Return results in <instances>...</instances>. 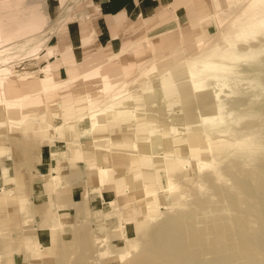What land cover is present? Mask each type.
Listing matches in <instances>:
<instances>
[{"label": "rangeland", "instance_id": "obj_1", "mask_svg": "<svg viewBox=\"0 0 264 264\" xmlns=\"http://www.w3.org/2000/svg\"><path fill=\"white\" fill-rule=\"evenodd\" d=\"M212 1L99 32L94 0H0V264H264V0L224 32L247 0ZM230 46L209 87L173 85ZM212 116L246 140L206 144Z\"/></svg>", "mask_w": 264, "mask_h": 264}, {"label": "bare ground", "instance_id": "obj_2", "mask_svg": "<svg viewBox=\"0 0 264 264\" xmlns=\"http://www.w3.org/2000/svg\"><path fill=\"white\" fill-rule=\"evenodd\" d=\"M210 1H212V0H210ZM242 1V0H241ZM263 0H247V2L246 1H242L244 4H245V2H246V4L240 9V7H239V11H238V9L236 10V11H238L237 13H235L234 15H232V17L231 18H229L228 20V24H227V26H225V27H223L221 30H222V32H224V31H226V30H229V28H231L232 26H234V25H236V24H240L243 20H245V18H246V15H247V13H248V11L251 9V8H253V7H255L256 5H258V4H260L261 2H262ZM212 3H213V1L210 3L211 5H212ZM241 4V3H240ZM237 8V7H236ZM213 9V8H212ZM234 10V9H233ZM235 11V10H234ZM228 16H230V15H228ZM226 18H228V17H226ZM252 24H254V23H249V24H247V25H245V24H243L244 25V27H247V26H250V25H252ZM224 26V25H223ZM204 38V37H203ZM218 39L219 38H214L213 39V42L212 43H208L209 45L210 44H214V43H216V42H218ZM206 40V39H205ZM224 41H228V43L229 42H231V45L233 44V45H235V43H237L238 42V39H235V38H233V35H230V37L229 38H225L224 39ZM203 42V41H202ZM245 50H234V49H232V46H230V47H227V48H225V49H221V48H215L213 51H211V52H208V53H206L204 56H202V57H200L199 55V57L200 58H198V59H194V60H192V58H191V61H186L185 63H183V68H184V76L182 77V80H180L181 78H177V76L176 75H173L174 76V79H176V81H174L173 80V85L177 88V86L179 85H183V87H185V86H187V88L189 89V92L191 93V92H193V91H196V90H199V89H204V87L206 86V82H205V80H207L208 78H211V77H217V76H219L218 74H221L224 70H230L232 67H233V65H232V58L229 56V55H232V57L233 58H235V59H238V58H241L242 56H244V52ZM174 53H176V52H174ZM173 54V53H172ZM197 57V56H196ZM153 64V63H152ZM151 64V65H152ZM104 65V64H103ZM150 65V66H151ZM149 66V67H150ZM99 67V66H98ZM98 67H96V69L98 68ZM95 70V69H94ZM98 70V69H97ZM96 70V71H97ZM142 70V69H141ZM90 71H93L92 69H90ZM90 71H88L87 73H89ZM216 71H219V72H216ZM98 72V71H97ZM92 73V72H91ZM149 73V72H148ZM146 74V73H145ZM83 76H84V73L82 74ZM81 75V76H82ZM95 74H93L92 73V76H94ZM138 75V74H137ZM82 76V77H83ZM91 76V77H92ZM105 76V75H104ZM104 76H102V77H104ZM144 76V75H143ZM176 76V77H175ZM80 77V76H79ZM90 77V76H89ZM139 77V76H138ZM83 78H87V76H85V77H83ZM101 78V77H100ZM104 78H106V77H104ZM101 79H103V78H101ZM74 80V79H73ZM103 80H105V79H103ZM106 82H101V87H102V90L103 91H105L106 89H108L109 88V83H107V80H105ZM217 83H218V81H216ZM219 82H221V81H219ZM213 83V82H212ZM103 84V85H102ZM126 83H124V86H127V85H125ZM162 85H163V87H165L166 85L164 84V82H162L161 83ZM216 84V83H215ZM63 85V84H62ZM65 85V84H64ZM168 85H170V84H168ZM53 86V85H52ZM56 86V85H55ZM57 86H59V85H57ZM61 86V85H60ZM50 87V86H49ZM54 87V86H53ZM207 87H209V86H206V88ZM48 88V87H47ZM118 88V87H117ZM44 89H46V87L45 88H43V90ZM50 89H52V88H50ZM188 89H185V90H188ZM116 90V89H115ZM121 91V90H120ZM109 93V92H108ZM103 94V93H102ZM117 94H118V92L116 93V94H114V95H116V96H113V98H116L117 97ZM120 94H122V93H120ZM120 94H118V95H120ZM156 94V93H155ZM113 95V94H112ZM86 96V95H85ZM110 96V95H109ZM154 97V96H153ZM156 97V96H155ZM24 98H26L25 96H24ZM23 98V99H24ZM148 98V97H147ZM89 99V98H88ZM112 99V98H111ZM12 100V99H11ZM10 100V101H11ZM15 100H18L19 101V99L17 98H15ZM137 100H139V97L137 98ZM9 100L7 101V102H3V104L5 103V104H7L8 102H10ZM22 101V100H21ZM20 103V102H19ZM106 103V102H105ZM110 103V102H109ZM14 105L16 104V102L15 103H13ZM10 105H11V103H10ZM10 105H8L7 104V106L9 107ZM18 105V104H17ZM16 105V106H17ZM107 105L108 104H106V106L104 107L103 106V108H99V109H97L96 107H94V108H89V109H87V110H89V111H87V113H86V116L84 115V116H82L84 119L85 118H88L89 119V121L87 122V124L85 125L86 126V130H88V131H90V130H94L95 129V126H98L99 125V116H100V114H103L104 115V112L103 111H105L104 109L107 107ZM6 105L4 106V108L5 107H7ZM13 106V105H12ZM212 106V105H211ZM18 107H19V105H18ZM59 107V106H58ZM88 107V106H87ZM110 107V106H109ZM108 107V108H109ZM106 110H107V108H106ZM109 110H110V108H109ZM126 111H129V108L127 107L126 109H125ZM199 110V109H198ZM197 113H198V111H197ZM55 114V113H54ZM199 114V113H198ZM202 114V113H201ZM128 115H131L130 113H128ZM195 115H196V113H195ZM200 115V114H199ZM6 116V115H5ZM51 116H52V113H51ZM54 116V115H53ZM55 116H57V115H55ZM78 116V115H77ZM206 115H202L201 116V120L202 119H206V117H205ZM82 117H78V118H82ZM60 119H61V117H59ZM213 119V116L210 118V123L211 124H213V126L212 127H210L207 131H205L206 133L203 135V138L205 137V143L207 144V143H209V145L210 146H212V145H215V144H217V143H228V142H231V143H233V144H240V143H242V142H244L245 140H246V138L244 137V138H231V140H229V139H215V140H212V139H209V134L214 130V131H216L217 130V132H219V133H226L227 134V132H226V129H225V127H226V125H228V124H222L221 122H223V119H219V120H212ZM70 120V119H69ZM74 119H72L71 121H73ZM112 120V119H111ZM63 121V120H62ZM109 121V120H108ZM108 121H106V122H108ZM151 123L152 122H154V118L153 119H150L149 120ZM77 123V122H76ZM62 124V123H61ZM209 124V123H208ZM62 126V125H61ZM58 127H60V126H58ZM81 127V126H80ZM67 129V128H66ZM83 129H85V127L83 128ZM79 130V129H78ZM75 131V130H74ZM81 131V130H80ZM134 132V131H133ZM129 134V133H128ZM213 134V133H212ZM202 136V135H201ZM108 138V137H107ZM216 138V137H215ZM192 142H195L194 141V139L192 140ZM163 144H164V142H163ZM165 150V149H164ZM115 151V150H114ZM245 155H251V153L252 152H250V151H245V150H241ZM131 152H132V150H131ZM134 152V151H133ZM129 153V152H128ZM135 153V152H134ZM129 155V156H128ZM127 155V157H128V161H133V160H135V159H133V155L132 154H128ZM157 155V154H156ZM162 156V155H161ZM164 158V157H163ZM201 161V160H200ZM196 163H198L199 162V160H197V161H195ZM128 166H130V165H128ZM84 167V166H83ZM94 168V167H93ZM96 168V170H99L102 174H104V173H106V172H108V170L109 169H107V167H104V166H97V167H95ZM84 170V169H83ZM105 176V175H104ZM169 179V178H168ZM168 181V180H167ZM101 184H102V182H100ZM193 183V182H192ZM103 185V184H102ZM191 185V184H190ZM170 189H171V187H170ZM174 205H173V207H175V210L172 212V213H174V212H176L177 210H180L181 209V207H183L182 205H181V203L180 202H175V203H173Z\"/></svg>", "mask_w": 264, "mask_h": 264}, {"label": "crops", "instance_id": "obj_3", "mask_svg": "<svg viewBox=\"0 0 264 264\" xmlns=\"http://www.w3.org/2000/svg\"><path fill=\"white\" fill-rule=\"evenodd\" d=\"M93 1V0H92ZM97 1L96 16L92 4L93 25L97 31L117 32L118 26L148 15V0H94ZM160 0H157V2Z\"/></svg>", "mask_w": 264, "mask_h": 264}]
</instances>
